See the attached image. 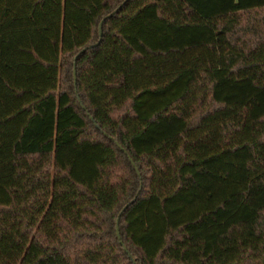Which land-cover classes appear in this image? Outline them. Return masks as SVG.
<instances>
[{
	"label": "trees",
	"instance_id": "16d2710c",
	"mask_svg": "<svg viewBox=\"0 0 264 264\" xmlns=\"http://www.w3.org/2000/svg\"><path fill=\"white\" fill-rule=\"evenodd\" d=\"M0 264H264V0H0Z\"/></svg>",
	"mask_w": 264,
	"mask_h": 264
},
{
	"label": "water",
	"instance_id": "95a60500",
	"mask_svg": "<svg viewBox=\"0 0 264 264\" xmlns=\"http://www.w3.org/2000/svg\"><path fill=\"white\" fill-rule=\"evenodd\" d=\"M102 24H103V22H101V24H100V36H102ZM75 72V74H76V70L74 71ZM76 76V75H75ZM117 233H118V237L120 238L121 236H120V232H119V228L117 227ZM121 243L122 244H124L122 241H121ZM126 249V248H125ZM129 253V252H128ZM130 254V253H129ZM131 256V255H130Z\"/></svg>",
	"mask_w": 264,
	"mask_h": 264
}]
</instances>
